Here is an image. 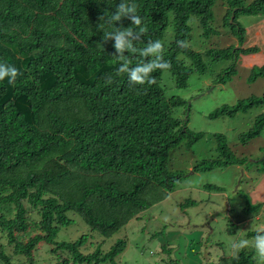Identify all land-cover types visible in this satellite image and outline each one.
<instances>
[{
	"label": "trees",
	"instance_id": "obj_1",
	"mask_svg": "<svg viewBox=\"0 0 264 264\" xmlns=\"http://www.w3.org/2000/svg\"><path fill=\"white\" fill-rule=\"evenodd\" d=\"M217 1L126 0L137 5L141 26L148 29L134 41L137 53H125L130 67L152 59L139 54L149 40L163 42V58L170 63V68L151 73L154 83L141 85L130 84L127 73L117 75L114 41L103 39L106 30L133 26L128 18L116 24L100 20L101 16L107 19L121 0H0V62L15 65L21 73L14 83L7 78L0 81L2 264H16L13 255L35 264L42 243L53 245L55 264H115L128 246L127 239H118L108 250L98 245L85 253L81 247L88 235L58 241V232L74 222L73 212L92 231L110 237L180 183L184 175L173 169L172 151L184 139L189 146L204 133L190 130L189 116L173 115V109L187 101L168 95L162 78L169 71L177 87L187 86L194 68L182 56L191 59L201 73L207 71L203 53L188 42L189 19L198 15L209 37L215 31L210 22ZM226 1L225 22L244 41L245 27L237 16L264 14V0L248 5L242 0ZM245 50L258 48H211L207 56L237 61V54ZM232 63L216 82L225 84L231 79L236 72ZM255 67L251 80L256 77ZM259 74H264V66ZM262 105L264 94L223 105L209 116L234 115ZM263 126L264 113L242 140L259 135ZM219 141L220 158L203 161L196 170L246 163V158L239 159L230 150L223 136ZM242 196L248 210L257 212L253 208L261 205L252 206L247 195ZM192 203L195 200L186 201ZM217 264H256V260L253 251L243 249L223 256Z\"/></svg>",
	"mask_w": 264,
	"mask_h": 264
},
{
	"label": "rangeland",
	"instance_id": "obj_2",
	"mask_svg": "<svg viewBox=\"0 0 264 264\" xmlns=\"http://www.w3.org/2000/svg\"><path fill=\"white\" fill-rule=\"evenodd\" d=\"M242 14L239 21L243 26H248V28L243 31L244 41L240 40L233 32L237 38L234 49L256 45L260 51L262 50L260 53H256L259 52L258 50L252 52L245 50L237 54H242V57H248L249 60L262 58V64H257L255 67V79L251 80L252 69L249 72L242 73L243 70L239 67V59L237 61L234 59L233 61L230 59V61L228 59L216 62L211 61L205 73H192L185 87H177L174 85L173 79H171V83L166 87L168 95L182 97L190 104H195V107L204 106L210 111L224 104L231 105L240 99L263 96L264 74H259V72L264 66V39L261 36L262 34L259 33L258 27L264 21L260 20V14ZM259 40L263 41L260 43ZM197 44L201 45L196 41L195 45ZM262 45L263 49L261 48ZM253 55H256V57H253ZM231 63L236 64V73L232 75L227 83L223 84L226 86L225 89L222 92H218L217 88L213 86L216 83L219 84L216 82V78ZM235 76L238 77L235 89H229L228 86L235 80ZM205 79L207 81L211 79L213 81L212 85L207 87L204 82ZM162 85L164 87L163 83ZM200 93L205 94L201 96L202 94L200 95ZM190 106L187 108L189 110L186 114L184 106V112L180 118L186 119L189 116L190 120L192 115L191 122H193L195 128L206 133L223 130L228 139L235 137L241 131H249L254 125L252 123V127L249 126L251 123L250 117L255 113H259L260 110V107L257 108L255 106L248 112H241L233 117L226 116L225 118L220 117L217 119L199 117L194 120V113L192 112L191 114ZM195 107L193 111L197 112L198 110ZM263 113L264 111L259 115L257 114L254 119H257ZM188 127L190 128V122ZM263 141L264 126L261 135L251 141L252 149L254 150ZM200 144L201 141L198 140L189 145V149H187V140L184 139L182 144L172 151V167L184 175L180 183L165 199L153 203L150 207L143 210L138 218L132 219L112 236L104 237L100 233L92 231L79 214L71 212L70 216L74 219V222L71 225L60 228L57 240L73 241L86 234L88 235V240L81 249L83 252L89 253L95 250L98 245L104 250H108L118 239H127L128 246L116 258L115 264H217L223 256L238 254L240 251L234 252L230 247V242L248 239L251 244L257 229L264 228V205L260 203V207L253 208L258 214L255 217L240 221L238 216L236 219L229 211V205L236 200V190L239 186V180L243 178V172L242 170L238 172L236 166L233 165L228 169L222 167L204 171L196 170L195 168L191 169V150L197 149ZM217 144H220L219 140H217ZM207 152L215 153V147L212 143ZM252 156V159H260L262 161L264 152L260 155L253 153ZM199 157L200 155L198 154L196 160L192 163H198L200 161ZM246 165L251 168L254 162L249 164L246 162ZM232 175H237V178L234 177L233 188H229L226 184ZM258 178L259 175L255 174V181ZM206 185L227 187L224 191L218 192L207 188ZM243 190L244 186L240 185L238 192L243 193ZM147 197L151 199L150 195ZM187 200L188 202L195 200V203L186 204ZM250 201L253 203V200ZM229 221L235 222L236 226H231L232 222ZM52 246L48 243H42L39 246L35 253V264L56 263L57 255L52 251ZM245 249L253 251L255 258L254 248L248 247ZM10 253L11 251L8 249L7 254ZM23 257H15L13 255L12 259L16 264H27L22 262Z\"/></svg>",
	"mask_w": 264,
	"mask_h": 264
},
{
	"label": "crops",
	"instance_id": "obj_3",
	"mask_svg": "<svg viewBox=\"0 0 264 264\" xmlns=\"http://www.w3.org/2000/svg\"><path fill=\"white\" fill-rule=\"evenodd\" d=\"M254 1L255 0H242L244 5H248ZM228 8L229 7H228L226 0H218L217 3L215 4V6L213 7L214 17L211 20L210 25L215 31H213V33L209 37L205 36V32H204L202 25H201V19L198 15H192L189 19V24L191 25V28H192L191 36H192V31H193V36L188 39V42L193 49L199 51L200 53H203V57H204L205 63H207V65L211 61L212 62L217 61V60H212L211 58H209L207 56V51L209 49H211V48L222 49V48H227L230 46H236L235 43L237 42V38L235 37V35L233 34V31L228 27V25L225 22L226 17H227ZM242 15L243 14H239L237 16L238 21ZM260 15H261L260 20L264 21V14H260ZM239 23H241V22L239 21ZM241 25H242V23H241ZM244 27H245V29L248 28V26H244ZM258 28H259V33L262 34L261 36L264 39V23H262V25H260ZM196 41H198L201 45H198V44L195 45ZM259 41L261 43L263 40H259ZM248 47H250V46H248ZM261 48L263 49V45L261 46ZM258 51L259 52H256V53H260L262 50L260 51V49H258ZM250 54H254V53H250ZM242 56H243L242 54L237 55V60L239 59V67L241 70H243L242 73L249 72L251 69L253 70V68L255 66H257V64L261 65L262 61H263L261 57L255 58L253 60H249L248 57H242ZM253 57H256V55H253ZM181 59L185 60L186 65L192 66L194 68L193 73L198 72V73L202 74L196 68L194 62L191 59H189L185 56H182ZM228 61H230V60L228 59ZM207 69H208V67H207ZM165 73H167V74L165 75V77L163 76V78H162V83L164 84L165 89L168 86V84L171 83V79H173L174 85H176L174 76L169 71H166ZM237 80H238V77L235 76V80L231 84H229L228 88L229 89L230 88L235 89V85H236ZM204 82L207 85V87L211 86L213 83V81H211V79H209L208 81H207V79H205ZM213 86H214V88H217L218 92H222L226 87L222 83H219V84L216 83ZM204 94L205 93H200L201 96H204ZM254 94H256V93H254ZM263 94H264V92H263ZM170 96L172 97V96H176V95H170ZM243 97H245V96H243ZM237 102H235L231 105H234ZM188 103L189 102L187 101L186 105H179V106L175 107L173 109V115L176 117H181L182 116L181 114L184 112V106H185V111H187V108L190 105H191L190 106L191 107V114H192V112L194 113V120L199 118V117L203 118V119H205V118L217 119L220 117L225 118L226 116L233 117L238 113L248 112L249 110L254 108V107H252V108L248 109L247 111H239L234 115H220L216 118H210L209 115L211 114V112H213L214 110H217L221 106L210 111V110L206 109V107H204V106L195 107V104L189 103V105H188ZM224 105H227V104H224ZM194 107L196 110H198L197 112L193 111ZM256 107L257 108L260 107L259 113H255L250 117L251 123L249 124V126L252 127V125H253L252 123H254L253 127L249 131L239 132L235 137L230 138V139L227 138V135L223 132V130H219V132L206 133L204 131H201V130L195 128L193 126V122H191L192 115H191V118L189 120L191 131H193L195 133L196 132L204 133V136L201 139H199V141H201L200 146H198L197 149H195V150H191V155L189 153L190 158H191V163H190L191 169H194V168L196 169L197 166H199L203 161L204 162L212 161L214 159L220 158L221 152L219 151V144H217V140H219V136H223V138H225V140L227 142V146L236 155L237 158H239V159L246 158L247 163H252V161H254V165H252L251 168L248 165H246V163L233 165V166H236L238 172L240 170H242V172H243V178H241L240 185L244 186V190H243L244 192L243 193L238 192V189L240 187V185H239L238 189L236 190V194H237L236 200L233 201L232 204L230 203L229 211L231 212V214L233 216H235L236 219L239 216L240 221H243L245 219H251V218L255 217L256 215H258L257 212L248 210L246 201H245V199L242 198L243 197L242 194H246L248 199L250 196L249 201L253 200V203L250 201V203L252 205L260 204V203L262 205H264V170H263L264 159H262V161L260 159H258L259 160L258 162H255L257 160L252 159L253 153H258V155L263 154V152H264V141L261 142L260 144H258L254 150L251 147V141L254 138H257L258 136L261 135L263 128H262V131L259 135L255 136V137H253L247 141L242 140V136L244 134L250 132L254 128L256 120H257V119H254V117L257 116V114L259 115L261 112L264 111V105L256 106ZM228 129H230V128H228ZM211 143L215 147V153L207 152V149L209 148ZM188 147L189 146H187L186 148L189 149ZM198 150H199V152H198ZM198 154L200 155V157H199L200 161L196 164L192 163L196 160V157ZM214 155H217V156H214ZM171 161H172V159H171ZM230 166L222 167V168L228 169V168H230ZM219 168H221V167H219ZM255 174L259 175V178L257 179V181H255L256 180ZM234 177L237 178V175H232V177L231 176L229 177L228 183L226 184V185H228L229 188H233V186H234L233 185L234 181H235ZM219 187H221V189L218 190V192L224 191L227 186H225V187L219 186Z\"/></svg>",
	"mask_w": 264,
	"mask_h": 264
},
{
	"label": "clouds",
	"instance_id": "obj_4",
	"mask_svg": "<svg viewBox=\"0 0 264 264\" xmlns=\"http://www.w3.org/2000/svg\"><path fill=\"white\" fill-rule=\"evenodd\" d=\"M123 18H128L135 27H117L115 30H106L103 36L105 41L110 39L114 41L116 51L113 55L119 62L117 75L127 73L130 84H152L155 82L151 76L152 72L156 69L170 68V63L163 58L164 44L160 40H149L147 46L139 50V54L145 58L152 57V59H147L146 62L130 67L131 60L125 53H137L138 49L135 47L134 41L140 40L148 29L146 26H141L142 19L137 15V5L128 3L126 0H121L116 6V10L107 16V19H105V16H101L100 20L107 24H116L122 21ZM100 27L103 28V25H100ZM177 43L180 46H187L185 41H177ZM20 74L19 69L15 65L8 62H0V81L7 78L10 83H14ZM230 247L234 252L252 247L255 250L256 264H264V228L257 229L251 244L248 239H240L230 242Z\"/></svg>",
	"mask_w": 264,
	"mask_h": 264
},
{
	"label": "water",
	"instance_id": "obj_5",
	"mask_svg": "<svg viewBox=\"0 0 264 264\" xmlns=\"http://www.w3.org/2000/svg\"><path fill=\"white\" fill-rule=\"evenodd\" d=\"M234 16H235V15L232 14L230 22H233V20H234ZM188 110H189V109H188ZM188 110H187V111H188ZM240 183H241V180H239L238 184L240 185Z\"/></svg>",
	"mask_w": 264,
	"mask_h": 264
}]
</instances>
